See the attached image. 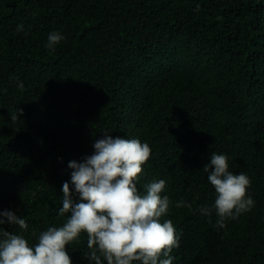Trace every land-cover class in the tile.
Returning a JSON list of instances; mask_svg holds the SVG:
<instances>
[{
  "label": "trees",
  "instance_id": "16d2710c",
  "mask_svg": "<svg viewBox=\"0 0 264 264\" xmlns=\"http://www.w3.org/2000/svg\"><path fill=\"white\" fill-rule=\"evenodd\" d=\"M105 129L151 147L136 183L166 181L171 264H264V0H0V210L27 223L0 227L33 243L61 225L67 162ZM214 151L254 200L223 227L199 210ZM66 248L94 264L86 233Z\"/></svg>",
  "mask_w": 264,
  "mask_h": 264
},
{
  "label": "clouds",
  "instance_id": "9594fccd",
  "mask_svg": "<svg viewBox=\"0 0 264 264\" xmlns=\"http://www.w3.org/2000/svg\"><path fill=\"white\" fill-rule=\"evenodd\" d=\"M64 38L60 31L51 30L45 47L54 49ZM109 132L105 129L93 141L91 154L68 160L70 180L61 184L63 195L57 210L58 215H68L61 225L47 226L33 243L20 232L0 227V264H72L66 244L82 232L87 234V255L94 264H171L174 256L170 253L179 236L170 219H160L170 203L168 194H162L166 181H148L142 191L136 183L151 147L138 137ZM228 160L227 154L214 151L202 166L215 197L199 210L203 214L215 210V225L220 227L225 218H235L254 204L247 194L249 176L231 171ZM175 204L190 206L183 199ZM5 223L27 227L23 216L7 208L0 210V225Z\"/></svg>",
  "mask_w": 264,
  "mask_h": 264
}]
</instances>
